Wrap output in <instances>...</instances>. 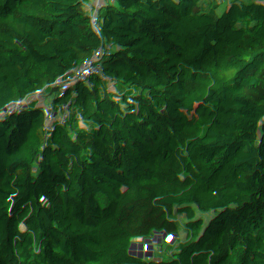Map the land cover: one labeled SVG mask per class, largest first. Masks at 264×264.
I'll list each match as a JSON object with an SVG mask.
<instances>
[{
    "label": "trees",
    "instance_id": "16d2710c",
    "mask_svg": "<svg viewBox=\"0 0 264 264\" xmlns=\"http://www.w3.org/2000/svg\"><path fill=\"white\" fill-rule=\"evenodd\" d=\"M80 2L0 0V219L31 239L0 264H264V0H112L89 30ZM98 83L57 163L55 105Z\"/></svg>",
    "mask_w": 264,
    "mask_h": 264
},
{
    "label": "built area",
    "instance_id": "2783aa9c",
    "mask_svg": "<svg viewBox=\"0 0 264 264\" xmlns=\"http://www.w3.org/2000/svg\"><path fill=\"white\" fill-rule=\"evenodd\" d=\"M155 69H158V67L142 63H132L129 65H121L116 72L123 74L136 73L139 79H144L145 77H149L154 72H156ZM99 86V83L89 86L83 91L73 95L69 100L57 103L55 105L58 110V113L53 122L52 129L49 133L46 134V138L49 141L53 158L57 163H59L57 155L59 141L65 134L64 127L70 115L71 109L82 105L86 100L90 98V96L98 89ZM73 177V174H66L60 176L53 182L50 187L43 190L41 194L32 198L25 205L18 207L11 214V216H19L20 219L26 221L32 212L45 211L51 214V206H64L61 187L68 183L71 179H73ZM0 235L4 240L5 259L7 261L12 259L14 252L19 251L21 254H25L31 246L29 232H25L15 238L11 234V230H7V227L3 224L2 219H0Z\"/></svg>",
    "mask_w": 264,
    "mask_h": 264
},
{
    "label": "rangeland",
    "instance_id": "374dc122",
    "mask_svg": "<svg viewBox=\"0 0 264 264\" xmlns=\"http://www.w3.org/2000/svg\"><path fill=\"white\" fill-rule=\"evenodd\" d=\"M79 7L75 11V14L71 20V23L80 29L89 30L95 23L103 24L104 18L107 14L113 10L112 0H80ZM191 0H185L186 3ZM82 3V4H81ZM136 12V11H135ZM99 17V18H98ZM101 25H99V30ZM125 29L124 31H126ZM152 74V73H151ZM121 79L108 81L104 86L108 87L115 83H118ZM166 126L177 128L179 130V141H183L187 134L193 127L190 126L188 121L173 122V117L168 116L166 119ZM71 219L75 220V216H71ZM151 248V246H149Z\"/></svg>",
    "mask_w": 264,
    "mask_h": 264
},
{
    "label": "crops",
    "instance_id": "0c3cea01",
    "mask_svg": "<svg viewBox=\"0 0 264 264\" xmlns=\"http://www.w3.org/2000/svg\"><path fill=\"white\" fill-rule=\"evenodd\" d=\"M80 109V106L78 107H74L71 109L70 115L66 121L65 124V131H75V126H76V121H77V115H78V111Z\"/></svg>",
    "mask_w": 264,
    "mask_h": 264
},
{
    "label": "water",
    "instance_id": "95a60500",
    "mask_svg": "<svg viewBox=\"0 0 264 264\" xmlns=\"http://www.w3.org/2000/svg\"><path fill=\"white\" fill-rule=\"evenodd\" d=\"M254 45L258 48H264V37H262L261 39H259L258 41H256L254 43Z\"/></svg>",
    "mask_w": 264,
    "mask_h": 264
},
{
    "label": "snow or ice",
    "instance_id": "6c2138e0",
    "mask_svg": "<svg viewBox=\"0 0 264 264\" xmlns=\"http://www.w3.org/2000/svg\"><path fill=\"white\" fill-rule=\"evenodd\" d=\"M169 239H171V237H169Z\"/></svg>",
    "mask_w": 264,
    "mask_h": 264
}]
</instances>
